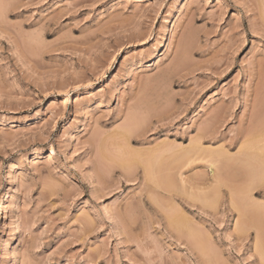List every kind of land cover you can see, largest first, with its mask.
<instances>
[{"label": "rangeland", "instance_id": "rangeland-1", "mask_svg": "<svg viewBox=\"0 0 264 264\" xmlns=\"http://www.w3.org/2000/svg\"><path fill=\"white\" fill-rule=\"evenodd\" d=\"M185 1L0 0V264H264V0Z\"/></svg>", "mask_w": 264, "mask_h": 264}, {"label": "bare ground", "instance_id": "bare-ground-1", "mask_svg": "<svg viewBox=\"0 0 264 264\" xmlns=\"http://www.w3.org/2000/svg\"><path fill=\"white\" fill-rule=\"evenodd\" d=\"M185 2H186L185 0H176V6H177V8H178L177 13L180 12L181 7L184 5ZM173 35H174L173 30L170 31V33H168L167 38H164L165 41H164L163 43H161L162 45H161V48H160V50H159V53H157V55H160L161 52L166 48L168 41L172 39ZM154 56H156V55H154ZM262 102H263V101H262ZM139 103H141V101H140ZM138 106H139V105H138ZM143 106H144V103H143ZM259 106H260V105H259ZM259 106H258V107H259ZM263 106H264V105H263ZM263 106H261V107H263ZM139 108H140V107H138V109H139ZM159 109H160V108H159ZM258 110H259V109H258ZM138 113H139V112H138ZM133 114H134V113H133ZM260 114H261V113H260ZM139 115H140V114H139ZM257 115H258V113H257ZM263 115H264V114H263ZM263 115H262V116H263ZM133 116L138 117V114L135 113ZM139 117H140V116H139ZM254 117H255V116H254ZM146 118H147V117H146ZM256 118H257V117H256ZM260 118H261V117H260ZM260 118H259V119H260ZM130 119L133 120L134 117H132V115H131V118H130ZM130 119H129V120H130ZM253 119H254V118H253ZM262 119H263V118H262ZM132 120H130L131 122L129 121L130 124L133 123L135 120L137 121V119L133 120V122H132ZM141 120H142V118H141ZM251 120H252V119H251ZM256 120H257V119H256ZM252 122H253V121H252ZM252 122H251V123H252ZM254 123H255V122H254ZM258 123H259V121H258ZM136 124H137V122H136ZM252 124H253V123H252ZM250 125H251V124H250ZM253 125H254V124H253ZM261 125H264V122H263V124H261ZM256 126H257V124H256ZM253 127H254V126H252V128H253ZM260 127H261V126H260ZM254 128H255V127H254ZM127 130H128V128L125 130V132H126ZM250 130H251V129H250ZM255 130H256V129H255ZM129 131H130V129H129ZM125 132L122 133V134H123V135H124V134L126 135ZM248 132H250V131H248ZM248 132H247V133H248ZM128 133H129V132L127 131V135H126V137H127V136L130 137V136L128 135ZM247 133H246L245 135H247ZM251 133H252V132H251ZM263 133H264V132H263ZM262 136H263V135H262ZM246 138H247V137H246ZM253 138L255 139V137H253ZM256 138H258V137L256 136ZM248 139H249V138H248ZM248 139H247V143H248V141H249ZM127 140H128V138H127ZM195 141H199V140H195ZM251 141H253V142H257L256 140L254 141L253 139H252ZM194 143H195V142H194ZM194 143H193V144H194ZM260 143H261L260 141L257 142V143H253L254 146H252V145H251V146H248V148H246L247 150H244V151L240 150L239 154H240V156H241L242 159H243V163H244V162L246 163V164H245V167L247 166V163H248V165L250 164V166L253 165L254 162H257V163H255V164H258V165H259L260 162L262 163V165L264 164V146H263V144L261 145ZM244 144H245V143H244ZM250 144H252V143L249 142V145H250ZM190 145H191V144H190ZM200 145H201L200 143L197 144L198 148H200ZM243 146H244V145H243ZM193 147H194V145H193ZM195 147H196V143H195ZM195 147H194V149H195ZM245 147H246V146H245ZM245 147H244V149H245ZM202 148H204V147H202V145H201V148H200V149L202 150ZM188 149H189V152L192 150L191 147L188 148ZM188 149H187V150H188ZM190 149H191V150H190ZM194 149H193V150H194ZM200 149H199V150L197 149V150H198V152H197V153H198L197 156H199V157L201 158V157H203V156H205V155L207 154V151H206V152H203V151H201ZM222 149H223V148H222ZM222 149H221V150H222ZM242 149H243V147H242ZM178 150H180V149H178ZM205 150H207V147L204 148V151H205ZM211 150H212V148H211ZM216 150H217V149H216ZM166 151L168 152L169 150H166ZM184 151H185V150H184ZM214 151H215V149L212 150V151H210V152L208 153V156H209V157H212V155H213L212 152H214ZM218 151H219V149H218ZM224 151H225V150H224ZM241 151H242V152H241ZM167 152H166V153H167ZM189 152L187 153V151H185L184 154L187 155V154H189ZM194 152H196V150H195ZM194 152H193V153H194ZM199 152H200V153H199ZM219 152H220V151H219ZM219 152H216V153H217V156H219V154H221L222 151H221L220 153H219ZM169 153H170V152H169ZM181 153H182V150H181ZM210 153H211V154H210ZM164 154H165V153H164ZM178 154H180V153H178ZM178 154H176V156L178 157V158H177V157H176V158H177L178 160H179V158H180V161L182 160L181 162H183L184 159H181V158H184V157H182V156L179 157L180 155H178ZM184 154H182V155H184ZM194 154H195V153H194ZM194 154H191V153L189 154V156L191 157V159H194V160H195V159L197 158L196 161H197V160H200V158H198L196 155L194 156ZM203 154H205V155H203ZM224 154H226V153H224ZM224 154H223V155H224ZM239 154H238V155H239ZM138 155H139V154H138ZM140 155H141V154H140ZM185 155H184V156H185ZM192 155H193V156H192ZM202 155H203V156H202ZM228 155H229V153H228ZM238 155L236 154V156L239 158ZM131 156L133 157L134 154L131 155ZM135 156H136V155H135ZM135 156H134V157H135ZM163 156H164V155H163ZM189 156H188V157L186 156V157H187V158H190ZM221 156H222V155H221ZM224 156H227V155H224ZM224 156H223V158H225ZM230 156H231V155H229V157H230ZM236 156H234V157H236ZM134 157H133V158H134ZM164 157H165V156H164ZM192 157H193V158H192ZM194 157H195V158H194ZM213 157H215V155H214ZM135 158H137V156H136ZM149 158H151V157H149ZM152 158H153V157H152ZM187 158H185V163H186V162H189V161H187ZM232 158H233V156H232ZM232 158H231V159H232ZM138 159H139V158H138ZM166 159H168V158H166ZM169 159H170V158H169ZM177 159H176V161H177ZM191 159H189V160L191 161ZM225 159H226V158H225ZM231 159H230V160H231ZM151 160H152V159H151ZM151 160L149 159V160H146V161H149L148 163H151ZM221 160H222V159H220V161H221ZM233 160H234V158H233ZM239 160H240V159H238V161H239ZM158 161H159V160H158ZM180 161H178V162H180ZM212 161H213V158H212ZM134 162H135V161H134ZM159 162H160V161H159ZM163 162H164V161H162V164H163ZM170 162H171V161H170ZM170 162H169V163H170ZM172 162H173V161H172ZM191 162H192V161H191ZM193 162H195V161H193ZM193 162H192V163H193ZM214 162H215V161H214ZM217 162H218V160L216 159V163H217ZM223 162H224V161H223ZM225 162L228 164V159H227V161H225ZM229 162H232V161H229ZM258 162H259V163H258ZM130 163H131V162H130ZM146 163H147V162H144V161H143V164H144V166H145V170H146V167H147V164H146ZM219 163H220V162H219ZM233 163H234V162H233ZM236 163H237V161H236ZM239 163H240V162H239ZM239 163H238V166H237L238 168H239ZM241 163H242V161H241ZM124 164H127V163L125 162ZM157 164H158V162H157ZM221 164H222V163H221ZM227 164H226V165H227ZM229 164L232 166L231 163H229ZM234 164H235V163H234ZM234 164H233V165H234ZM255 164H254L253 166L256 167ZM128 165H129V164H128ZM128 165H127V166H128ZM140 165H141V164H140ZM158 165L161 166L160 164H158ZM158 165H156V166H158ZM179 165H180V164H179ZM186 165H187V164H186ZM188 165H190V163H188ZM127 166H126V167H127ZM148 166H149V167H152V165L150 166L149 164H148ZM159 166H158V168H159ZM167 166H170V164L167 165ZM167 166H166V167H167ZM212 166H214V164H212ZM216 166H218V165H216ZM216 166H215V167H216ZM222 166H225V163H224ZM222 166H221V168H223ZM243 166H244V165H243ZM243 166H240V167H243ZM123 167H125V166H123ZM128 167H130V166H128ZM163 167H165V166H163ZM171 167H172V166H171ZM227 167H228V165H227ZM229 167H230V166H229ZM245 167H243V168H245ZM247 167H248V166H247ZM247 167H246L245 171L249 174L250 172H248V171H249V170L251 171V167L249 168V170H247ZM258 167H260V166H258ZM153 168H154V167H153ZM161 168H162V167H161ZM218 168H219V167H218ZM221 168H220V170H222ZM238 168L235 167L234 169L237 170ZM147 169H148V167H147ZM156 169H157V168H156ZM159 169H160V168H159ZM241 169H242V168H240L239 171H240ZM252 169H253V168H252ZM260 169H262V168H260ZM260 169L258 168V171H259ZM148 170H149V169H148ZM170 170H171V169H170ZM217 170H218V169H217ZM220 170H219V171H220ZM236 170H235V172L238 171V170H237V171H236ZM242 170H243V169H242ZM151 171H152V170H151ZM151 171H150V172L148 171V172L151 173ZM154 171H156V170L154 169ZM224 171H226V169H224ZM239 171H238V173H239ZM243 171H244V170H243ZM145 172H146V171H145ZM160 172H161V171H159V173H160ZM168 172H169V171H168ZM220 172H221V171H220ZM226 172H227V171H226ZM229 172H230V171H228V173H229ZM246 172H245V174L247 175ZM253 172H254V173L256 172V173L258 174V172H257V168H256V171H255V169H254ZM262 172H263V171H262ZM146 173H147V172H146ZM224 173H225V172H224ZM224 173H223V174H224ZM231 173H232V172H231ZM231 173H230V174H231ZM147 174H148V173H147ZM153 174H155V172H153ZM218 174H219V172H218ZM230 174H229V175H230ZM239 174H240V173H239ZM239 174H238V175H239ZM243 174H244V172H243ZM252 174H253V173H252ZM257 174H255V176H256ZM148 175H149V174H148ZM224 175H225V174H224ZM233 175H234V172H233ZM233 175H232V176H233ZM235 175H236V174H235ZM249 175H250V176H248V177H250V178L253 177V180H254L255 177H254V176L251 177V174H249ZM150 176H151V175H150ZM221 176H222V179H224L222 174H221ZM226 176H227V174H226ZM230 176H231V175H230ZM230 176H227V177H230ZM232 176H231V180H232ZM241 176H242V175H241ZM258 176H259V177H257V178H260V177H261V179H263V177L261 176L260 173L258 174ZM263 176H264V175H263ZM152 177H153V176H152ZM216 177H218L219 179L221 178V177H219V176H217V175H216ZM237 177L239 178L240 176H237ZM244 177H245V175H244ZM244 177H243V178H244ZM165 178H166V177H165ZM243 178H242V179H243ZM246 178H247V177H246ZM246 178H245V180L248 182V180H250V179L247 180ZM162 179H163V178H162ZM169 179H170V178H169ZM229 179H230V178H229ZM235 179H237V178H235ZM233 180H234V178H233ZM238 180H240V179H237V181H238ZM253 180H252V182H253ZM159 181H160V180H159ZM165 181H166V179H165ZM168 181H170V180H168ZM168 181H167V183H168ZM219 181L221 182V180H219ZM223 181L225 182V180H222V183H223ZM242 181H243V180H242ZM246 181H245V182H246ZM256 181H257V180H256ZM259 181H260V180H259ZM186 182H187V181H186ZM226 182H227V181H226ZM230 182H231V181H230ZM232 182H233V181H232ZM240 182H241V181H240ZM160 183H161V181H160ZM167 183H166V185H168V188H165V189H164V190H165L164 192H166L167 189H172V190H174V187H175L176 185L174 184V186H172V183H169V184H167ZM173 183H174V182H173ZM216 183H219V182L217 181ZM235 183H236V182H235ZM162 184L164 185L163 181H162ZM223 184H224V183H223ZM225 184H227V183H225ZM230 184H231V183H230ZM247 184H249V183H247ZM256 184H257V183H256ZM259 184H260V183H259ZM169 185H171L170 188H169ZM197 185H198V184H197ZM219 185H220V184H218V185H214V186H218V187H220ZM231 185H232V184H231ZM233 185H234V183H233ZM233 185H232V186H233ZM237 185H239V184H237ZM237 185H236V188H237ZM243 185H244V184H243ZM249 185H250V184H249ZM262 185H263V184H262ZM164 186H165V185H164ZM164 186H163V187H164ZM223 186H224V185H223ZM234 186H235V185H234ZM253 186H254V184H253ZM218 187H216V189H215V187H213V188L219 192L220 190H219ZM221 187H222V186H221ZM224 187H225V186H224ZM242 187L244 188V186H242ZM194 188H195V187H194ZM194 188H193V189H194ZM197 188H198V187H197ZM199 188H200V187H199ZM199 188H198V189H199ZM217 188H218V189H217ZM232 188H234V187H232ZM238 188H239V187H238ZM243 188H242V189H243ZM160 189H162V187H161ZM175 189H176V188H175ZM207 189L209 190L210 193H213V191L216 192V191L213 190V189H211V191H210V188H207ZM230 189H231V188H230ZM249 189H250V188H249ZM249 189H248V190L245 189V190L249 191ZM172 190H170V191H172ZM179 190H180V189H179ZM234 190H235V189H234ZM237 190H238V189H237ZM170 191H169V192H170ZM174 191H175V190H174ZM176 191H177V190H176ZM181 191H182V190H181ZM181 191H180V192H181ZM195 191H196V190H195ZM201 191H202V190H201ZM241 191H243V190H241ZM241 191L239 190V193H240ZM184 192H185V191H184ZM234 192H235V191H234ZM236 192H237V191H236ZM236 192H235V193H236ZM189 193H190V192H189ZM203 193H204L205 195L209 194V193H205V192H203ZM219 193H220V192H219ZM219 193H218V194H219ZM241 193H242V192H241ZM250 193H251V191H250ZM166 194H167V193H166ZM170 194H171V193H170ZM170 194H169V195H170ZM174 194H175V192H174ZM181 194H182V193H181ZM190 194H191V193H190ZM190 194H189V195H190ZM194 194H195V193H194ZM194 194H193V195H194ZM201 194H202V193H201ZM218 194H217V195H218ZM245 194H246V193H245ZM171 195H172V194H171ZM202 195H203V194H202ZM211 195L213 196V194H211ZM236 195L238 196V194H236ZM236 195H235V196H236ZM187 196H188V195H187ZM194 196H195V195H194ZM200 196H201V195H200ZM200 196H199V197H200ZM203 196H204V195H203ZM203 196H202V197H203ZM209 196H210V195H209ZM212 196L209 197V200L207 199V196H206V198L204 197V200H203L202 197H201L202 202H203V203H206L205 200H208L207 204H209V201H210L211 199H213V200L215 201V200L217 199V198L215 199V197H218L219 195H218V196H215V197H213V198H212ZM237 196H236V197H237ZM171 197L175 198V195H174V196H171ZM192 197H193V196H192ZM192 197H191V198H192ZM195 197H196V196H195ZM195 197L193 198V200H194V199H195V200H198L199 197L197 196V197H198L197 199H196ZM236 197H235V198H236ZM240 197H243V196H240ZM210 198H211V199H210ZM238 198H239V197H238ZM244 198L247 199V197H244ZM236 199H237V198H236ZM240 199H241V198H240ZM240 199H239V200H240ZM245 199H243V200H245ZM9 200H10V196H8V194L5 195L3 201H2V203H1V205H0L1 208L5 209V205L9 202ZM199 200H200V199H199ZM247 200H248V199H247ZM250 200H252V199H250ZM253 200H254V199H253ZM200 201H201V200H200ZM248 201H249V200H248ZM248 201H245V202L248 203ZM210 202H213V201L211 200ZM238 202H239V201H238ZM240 202H241V201H240ZM203 203H202V204H203ZM213 203H215L214 205H216V204H217V201H215V202H213ZM243 203H244V202H243ZM207 204H206V206H207ZM204 205H205V204H204ZM210 205H213V204L210 203ZM214 205H213V206H214ZM241 205H243V204L241 203ZM251 205H252V203H251ZM251 205L249 204V206H251ZM254 205H255V204H254ZM260 205H262V204H260ZM213 206H211V207H213ZM245 206H246V205H244V207H245ZM252 206H253V205H252ZM252 206H251V207H252ZM256 206H257V204H256ZM256 208H257V207H256ZM256 208H255V209H256ZM260 208L262 209L263 207L261 206ZM257 209H258V208H257ZM248 210H249V209H248ZM253 211H254V210H253ZM261 211H263V210H261ZM246 212H249V211H246ZM251 212H252V211H251ZM256 212H257V210H256ZM259 212H260V211H259ZM260 213L262 214V212H260ZM260 213L258 214V212H257L258 215H260ZM246 214H247V213H246ZM246 214H245V215H246ZM252 214L254 215L253 212H252ZM245 215L243 214V216H245ZM249 215H251V214H249ZM249 215L247 214V216H249ZM255 215H256V214H255ZM255 215H254V216H255ZM251 216H252V215H251ZM260 216H261V215H260ZM257 217H258V216H257ZM261 217H262V216H261ZM174 218H175V217H174ZM250 218H252V217H250ZM177 219H178V217H177ZM247 219H248V218L246 217V220H247ZM257 219H258V218H257ZM257 219H256V221H258ZM261 219H262V218H261ZM173 220H174V219H173V217H172V221H173ZM249 220H250V219H249ZM251 220H252V219H251ZM263 220H264V219H263ZM170 221H171V218H170ZM172 221H171V222H172ZM174 221H175V223H174V222H172V223H174V225L177 226L176 228H178V227H179V226H178L179 224H177V223H178V220H174ZM176 221H177V223H176ZM183 221H184V219H183ZM185 221H186V220H185ZM247 221H248V220H247ZM259 221H260V223H263V221L261 222L260 219H259ZM180 222L183 224V227L185 228V225H184L185 222H182V220H181ZM245 222H246V221H245ZM248 223H249V221H248ZM241 224H244V223L241 222ZM241 224H239V225L241 226ZM246 224H247V222H246ZM257 224H258V223H257ZM257 224H256L257 227L260 226V228H262L261 225H263V224H261V225H257ZM174 225H173V226H174ZM244 225H245V224H244ZM244 225H243V226H244ZM252 225H253V224H252ZM180 226H182V225L180 224ZM186 226H188V224H187ZM245 226H247V225H245ZM183 227H180V230H181ZM190 227H191V226H190ZM251 227H252V226H251ZM253 227H254V225H253ZM263 227H264V226H263ZM176 228H175V229H176ZM240 228H241V227H240ZM245 228H246V227H245ZM247 228H248V227H247ZM254 228H255V227H254ZM254 228H253V229H254ZM185 229H188V228L186 227ZM242 229L244 230L243 227H242ZM248 229H249V228H248ZM263 229H264V228H263ZM191 230H192V229H191ZM191 230L189 229V231H191ZM187 231H188V230H187ZM247 231H248V230H247ZM255 231H256V230H255ZM257 231H258V230H257ZM261 231H263V230H261ZM180 232H183V231L181 230ZM258 232H259V231H258ZM258 232H255L256 235H257ZM188 234H189V233H188ZM191 235H192V234H190V236H191ZM257 236H259V234H258ZM260 236H261V234H260ZM192 237H193V236H192ZM261 237H262V236H261ZM261 237H260V238H261ZM256 238H257V237H256ZM194 239H195V238H194ZM198 239H199V240H198ZM200 239H201L200 237H198V238L196 237V242H197V240H198V242H200V243L197 242L199 245L201 244V241H202V239H201V241H200ZM263 239H264V236H263ZM258 241H259V240H257V242H258ZM260 241H261V240H260ZM203 242H204V241H203ZM263 242H264V240H263ZM197 243H195L196 246L198 245ZM258 244H259V243H258ZM261 244H262V243H261ZM7 245H8V244H7ZM263 245H264V244H263ZM201 247L204 248V249H202V251L205 250V251H203V252L205 253L207 249H205V247L202 246V245H201ZM263 247H264V246H263ZM263 247H261V248H263ZM198 248H200V247L198 246ZM261 248H260V249H261ZM200 249H201V248H200ZM260 249H259V250H260ZM200 251H201V250H200ZM202 251H201V253L203 254ZM260 251H261V250H260ZM263 252H264V251H263ZM261 254H262V253H261ZM263 254H264V253H263ZM262 256H263V255H262Z\"/></svg>", "mask_w": 264, "mask_h": 264}]
</instances>
